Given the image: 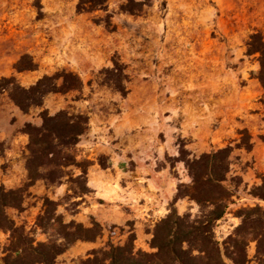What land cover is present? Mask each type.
I'll use <instances>...</instances> for the list:
<instances>
[{
    "label": "rangeland",
    "instance_id": "obj_1",
    "mask_svg": "<svg viewBox=\"0 0 264 264\" xmlns=\"http://www.w3.org/2000/svg\"><path fill=\"white\" fill-rule=\"evenodd\" d=\"M78 1L0 0V108L18 110L24 127H40L44 112L87 116V131L69 152L79 163L90 161L88 170L96 166L110 198L91 190L74 196L64 177V196L35 199L28 180L17 188L25 190L21 207L7 208L8 218L36 242H64L54 221L39 222L50 209L63 224L86 229L97 224L92 233L81 234L87 240L74 242L55 264H79L92 250L125 245L132 234L136 250L153 253L155 226L168 215L171 202L155 223L156 218L124 222V214L137 212L116 201V184L140 169L154 175L165 170L177 187L187 185L188 171L177 161L181 149L193 158L229 148L224 185L231 203L213 225L214 241L225 253L241 223L236 212L257 205L264 209V201L255 197L264 191V86L256 78L259 56L247 52L252 35L264 40V0H141L147 5L137 15L122 11L125 0H110L92 13H78ZM62 72L77 75L81 89L27 99L24 90ZM14 99L28 108L21 110ZM36 100L40 104L32 105ZM88 141L98 146L91 158ZM67 173L75 177L79 170ZM74 186L81 191V183ZM46 198L54 205L46 206ZM185 199L175 205L178 215L202 220L200 207ZM82 208L92 210L85 213L89 226L73 219ZM10 239L11 233L0 229V259ZM256 251V242H250L247 264H257ZM224 262L233 264L227 257Z\"/></svg>",
    "mask_w": 264,
    "mask_h": 264
},
{
    "label": "trees",
    "instance_id": "obj_2",
    "mask_svg": "<svg viewBox=\"0 0 264 264\" xmlns=\"http://www.w3.org/2000/svg\"><path fill=\"white\" fill-rule=\"evenodd\" d=\"M109 1L79 0L76 9L78 13H92L104 9ZM146 5V1L125 0L122 11L137 15ZM247 52L249 55L258 54L259 71L256 78L264 86V40L261 34L257 33L250 37ZM81 87L82 82L77 75L62 72L53 77H44L23 92L28 95L27 99L33 100L35 96L50 93L66 94L80 90ZM3 90L0 86V93ZM13 101L23 111L29 106L25 101L15 99ZM39 104L37 100L32 103ZM41 118L40 127L26 124L23 129L29 137L26 158L29 186L38 180L60 184V181L67 177L69 192L77 197L85 195V191H90L87 187V174L92 163L77 162L69 149L76 145L87 131L88 117L63 110L52 116L44 112ZM230 156L229 148L193 158L181 149L177 161L184 163L190 184L178 185L177 193L170 204V212L156 224L150 243L155 252L136 250L135 235L132 234L125 245H108L92 250L79 264H226L224 257L233 264H247L246 248L250 242L257 244V264H264V209L261 206L241 208L236 212L241 223L235 229L234 235L228 238L225 253H222L214 241L213 225L225 216L231 203L232 193L224 185L230 171ZM72 168L78 169L79 175L73 177L67 173V169ZM77 183L82 184L79 192L74 186ZM24 191L7 190L0 186V229L11 233L10 244L4 248L5 256L0 259V264H55L57 258L64 254L70 245L78 240H87L82 233H92L97 229V224L89 229L74 222L63 224L61 217L55 216V210L50 209L43 217H39V222L46 220L48 225V221H54L59 227L58 236L64 242L58 243L57 239L36 242L14 228L13 221L6 214L7 208L21 207ZM255 197L264 201V191L258 190ZM185 198L200 207L204 216L202 220L189 222V218L178 215L175 205ZM44 202L48 207L54 205L48 198ZM39 225L41 226V223ZM94 238L95 236L88 239Z\"/></svg>",
    "mask_w": 264,
    "mask_h": 264
},
{
    "label": "crops",
    "instance_id": "obj_3",
    "mask_svg": "<svg viewBox=\"0 0 264 264\" xmlns=\"http://www.w3.org/2000/svg\"><path fill=\"white\" fill-rule=\"evenodd\" d=\"M14 117L15 119H13ZM25 121V117L18 110L10 107L0 108V186H4L7 190L20 188L28 181L26 157L29 138L27 134L22 132ZM86 146L90 149L89 158H91L94 155L92 151H97L98 146H93L90 141L87 142ZM136 173L131 179L121 180L116 184V187L119 186L120 188V191L117 189L115 191V196L119 199L116 201L126 203L133 207L132 211L137 212L126 213L121 220L125 222L138 218L148 220L156 218L153 221L155 223L168 212L167 207L177 193V183L170 181L166 174H163L165 170L158 172L157 175H154L155 172L153 173L151 170L143 172L137 169ZM101 176L102 173L97 172L96 166H92L87 174V187L94 192L96 197L107 199L110 197L106 198L105 195L108 194H104V189L107 187ZM67 192L68 187L64 181L53 187L47 185L44 180H38L30 187V193L34 198L36 197L35 199L51 194L59 199ZM185 200L181 199L176 204L179 205L181 201ZM82 209L83 212H79L73 219L89 226L88 217L85 213L93 214L92 210ZM137 223L140 222L137 221Z\"/></svg>",
    "mask_w": 264,
    "mask_h": 264
}]
</instances>
